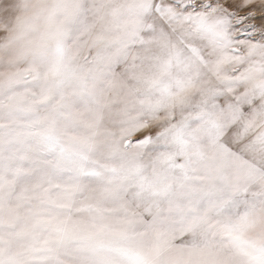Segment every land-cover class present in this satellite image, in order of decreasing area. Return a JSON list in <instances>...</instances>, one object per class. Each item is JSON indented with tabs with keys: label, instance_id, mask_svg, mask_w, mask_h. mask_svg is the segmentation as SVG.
<instances>
[{
	"label": "snow or ice",
	"instance_id": "6c2138e0",
	"mask_svg": "<svg viewBox=\"0 0 264 264\" xmlns=\"http://www.w3.org/2000/svg\"><path fill=\"white\" fill-rule=\"evenodd\" d=\"M0 264H264V0H0Z\"/></svg>",
	"mask_w": 264,
	"mask_h": 264
}]
</instances>
